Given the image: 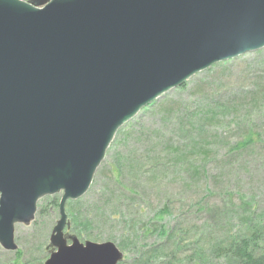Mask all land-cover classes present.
<instances>
[{
	"label": "water",
	"instance_id": "95a60500",
	"mask_svg": "<svg viewBox=\"0 0 264 264\" xmlns=\"http://www.w3.org/2000/svg\"><path fill=\"white\" fill-rule=\"evenodd\" d=\"M264 49V0H0V245L63 194L46 264H120L114 244L68 245L118 132L215 65Z\"/></svg>",
	"mask_w": 264,
	"mask_h": 264
},
{
	"label": "rangeland",
	"instance_id": "374dc122",
	"mask_svg": "<svg viewBox=\"0 0 264 264\" xmlns=\"http://www.w3.org/2000/svg\"><path fill=\"white\" fill-rule=\"evenodd\" d=\"M22 1L42 8L51 0ZM192 167H201V174ZM62 196L42 198L33 221L15 226L17 249L0 245V264H46L56 252L51 238ZM241 198L252 220L264 223V49L194 76L126 124L87 194L65 205L64 235L68 245L73 239L114 244L120 264H242L220 246H233L225 240L239 238L250 216L241 212L224 226L218 222L222 212L203 208ZM165 206L170 216L163 223L188 232L189 244L177 254L168 245L143 248L155 238L134 230ZM226 215L236 219V213Z\"/></svg>",
	"mask_w": 264,
	"mask_h": 264
},
{
	"label": "trees",
	"instance_id": "16d2710c",
	"mask_svg": "<svg viewBox=\"0 0 264 264\" xmlns=\"http://www.w3.org/2000/svg\"><path fill=\"white\" fill-rule=\"evenodd\" d=\"M241 147H247V143H242ZM236 152V145L232 146L230 149V153L232 151ZM178 151V150H177ZM204 158H207L205 156ZM193 173L201 174V167H192ZM239 201V202H238ZM238 201L233 200L231 203H221L222 206H219L217 203L205 204V212L209 214H214L215 212H219L222 214H218V222L224 226L232 224L235 220L237 221L238 215L241 212H244L242 215H249L251 220L248 222L246 226H243L242 232L244 235L239 236V238H235L233 236L228 237L225 241H235L236 243L233 246L225 244L221 247L220 251L225 255H229L233 260L238 258L242 264H264V223H262V219L258 222L252 220L251 208L246 210L247 205L244 204L243 199H239ZM253 209V207H252ZM249 210V211H248ZM248 211V212H246ZM228 212L235 214L236 219L229 218L226 215ZM226 215V217H223ZM170 216V209L167 206L163 207L157 213H154L153 219L149 220L147 224L142 225L141 228H135L136 231H142V234L146 233V235H151L155 239H153V243L146 244L144 243V247H152L157 250L161 246L169 247V251L175 252V254L185 250L187 245L188 232L186 229L181 226L171 227L164 224V220L166 217ZM220 216V217H219ZM218 225V223H216ZM219 226V225H218ZM174 239V240H173ZM237 239H241L240 242H237ZM222 244V243H220ZM237 244H240L236 246ZM235 258V259H234Z\"/></svg>",
	"mask_w": 264,
	"mask_h": 264
}]
</instances>
